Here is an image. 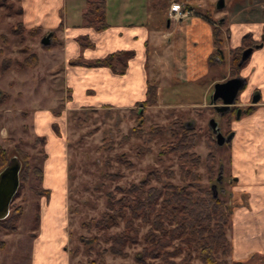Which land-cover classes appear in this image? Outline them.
<instances>
[{"label": "rangeland", "instance_id": "1", "mask_svg": "<svg viewBox=\"0 0 264 264\" xmlns=\"http://www.w3.org/2000/svg\"><path fill=\"white\" fill-rule=\"evenodd\" d=\"M217 2L218 0H158L159 5L165 4L166 14L173 4H178L185 10H192V15L196 17L212 21L215 26H219L220 19L224 22L225 14L229 10L248 3L264 4V0H225L224 8L217 10ZM188 6L192 9H188ZM0 13V35L7 38L4 42L0 39V47L8 45L6 50L15 57L3 59L13 61L9 71L24 70L27 67L19 68L16 63L21 64L24 61L20 57L29 52V46L40 50L41 38L30 39L25 35L22 38L13 35L11 29L18 25L11 26L17 23L14 20H18V14L8 15L5 9L0 10ZM4 16H12L14 20L7 23ZM155 17L164 29L167 19L161 13H156ZM216 30L219 32V29ZM224 32L223 29L222 38L225 36ZM57 56L58 52L50 51L48 66L53 64L54 67L48 71L47 60H44L38 72L25 75V79L32 82L28 91L13 90V79L0 72V148L7 152L8 159L12 156L18 158L16 147L26 152L30 156L31 169H51L50 177L44 179L40 185L42 190L48 191V195H36L32 188H40L30 173L26 185L18 190L11 202L6 219L15 210L19 211V208L21 212L14 221L16 232L0 230V264H86L92 260L97 263L101 257L93 239L101 232L95 227L88 230L85 224L109 211L111 200L120 198L122 190L145 179H149L153 187L180 186L192 190L211 188L216 184L218 198L226 202L232 215L236 205L234 207L232 204L228 181L233 144L230 142L222 146L216 145L210 121L217 122L223 135L229 128L228 123L212 108L195 110V115L186 106L159 110L153 106L129 110L85 109L67 112L63 120V111L68 107V93L62 83V66L57 64ZM2 60L0 58V67ZM7 86H11V90ZM185 102L188 100L179 98L170 103L187 105ZM139 110H142L141 114ZM41 111H47L50 115L49 120H44L41 125L44 128H40V138L43 141L38 140L32 132L31 121L33 114ZM240 117L243 118L244 114ZM176 120H180L186 128L195 130L196 138L191 152L201 159L199 182L182 180L178 168L181 165L189 167V161L187 158L181 159L179 153L166 152L167 145L173 141L171 129ZM153 126L162 127L165 131L162 136L149 140L148 132ZM63 127L68 148L67 223L62 202L65 188L61 184V168L64 163L61 153ZM125 137L127 138L124 140ZM162 148L165 149L161 151ZM45 155L51 156V159L45 158ZM208 155L214 158L213 173L206 170L205 160ZM219 175L220 182L216 183ZM157 176L160 177L159 182L156 180ZM262 223L264 224L262 220L257 221L254 229L240 227L243 234L251 233L250 238L253 241L246 243L240 253L243 256L250 254L252 264L264 263V243L258 241L264 231L261 232ZM122 226V222H119V227L112 228L108 234L121 231ZM147 229L148 226H141L140 243L127 247V257L117 258L106 253L103 257L105 264H137L135 258L145 246L142 236ZM227 230L226 234L230 236L231 221ZM103 248H107V245L102 244ZM179 260L177 258L174 261ZM227 261L230 264L229 257ZM193 263L200 264L198 260Z\"/></svg>", "mask_w": 264, "mask_h": 264}, {"label": "crops", "instance_id": "2", "mask_svg": "<svg viewBox=\"0 0 264 264\" xmlns=\"http://www.w3.org/2000/svg\"><path fill=\"white\" fill-rule=\"evenodd\" d=\"M15 5L20 10L16 16L18 20L4 16L7 23L17 22L11 27L19 25L25 31L39 29L43 37L50 35V43L51 34H54L60 46L44 49L41 38L40 50L29 46V52L20 57L23 60L30 54L35 55L36 67L11 70L3 76L13 79V90L28 91L32 82L26 80L25 75L38 72L44 60H47V71L53 68V64L48 66V55L50 51L58 52L57 64L62 66V83L68 93V107L63 111V120L67 112L85 109L141 108L147 98L148 86L156 87L157 101L153 108L186 106L193 113L198 109L204 111L209 108L213 86L229 79L230 52L243 45L253 49L237 76L246 81L240 94L241 102L245 104L243 107L249 104L253 94L256 103L252 105V100L253 111L235 119L230 126L233 145L228 184L232 204L236 208L231 215L230 236L227 233L231 243L230 264H252L250 254L243 256L240 253V249L251 242V233L243 234L240 227L254 229L257 221L264 222V4L248 3L229 10L224 22L220 19L219 26H215L212 21L192 15V10L179 22L169 21L168 14L154 7L151 0H106L108 26L100 32L83 25L85 0H19ZM156 13L167 19L164 29L156 20ZM215 29H219L220 34L223 29L225 31L222 60L216 59V63L210 66L209 57L215 48ZM84 41L88 45L83 46ZM7 46L0 47L1 60L15 59L6 50ZM117 52L132 53L121 74L108 67L71 65L74 60L93 61ZM10 87L8 89L11 90ZM179 98L188 100L185 102L187 105L170 103ZM47 113L41 111L31 117L32 132L38 139L42 138L40 128H44L41 126L43 121L49 120ZM65 138L63 127L61 184L65 188L62 202L67 223L68 148ZM45 158L50 160L51 156L45 155ZM50 173L48 167L42 169V182L50 177ZM263 230L262 223L261 232ZM258 241L264 243V231Z\"/></svg>", "mask_w": 264, "mask_h": 264}, {"label": "trees", "instance_id": "3", "mask_svg": "<svg viewBox=\"0 0 264 264\" xmlns=\"http://www.w3.org/2000/svg\"><path fill=\"white\" fill-rule=\"evenodd\" d=\"M18 1H0V7L5 8L8 15L20 14L19 8L15 5ZM85 1L86 8L82 14L83 25L96 32L105 30L108 26L105 15L106 0ZM151 3L154 7H159L161 11H164L165 4L159 5L158 0H151ZM189 7L188 9H192ZM11 33L21 38L24 35L30 38H43L39 29L25 31L19 25L17 28L11 29ZM214 37L215 48L209 57L210 66L216 63V59L222 60L224 41L216 29ZM0 39L1 42L7 41L5 36H1ZM82 44L83 46L88 45L85 41ZM55 46H60V43L54 34H51V43L42 47L49 49ZM246 47L243 45L230 52V78L238 76L241 53ZM131 57V52H117L106 58L93 61L74 60L71 65L94 68L108 67L115 73L121 74ZM12 64V60L3 59L0 67L1 74L8 72ZM16 64L19 68H33L37 65V58L35 55H29L21 64L18 62ZM156 101V87L148 86L147 98L142 106H154ZM252 110L253 108H248L246 114H250ZM233 117V112L227 114L225 119L228 124L233 120ZM164 131L162 127L153 126L148 132L149 140L162 136ZM195 134L194 128H186L180 120H176L172 123L171 129L173 141L167 145L166 152L169 154L179 153L181 159L187 158L189 161V167L181 165L178 168L182 180L189 179L199 182L201 159L191 152L194 148ZM38 140L43 141L42 139ZM163 149L165 148H162L161 151ZM15 153L22 163L18 190L26 185L30 173L40 188L42 169L29 167L30 156L26 152L16 147ZM7 160V152L0 148V171L6 165ZM205 162L208 173H213L214 158L208 155ZM156 180L159 182L160 177L157 176ZM32 189L39 197L48 195L47 190L36 187ZM121 193L120 198L111 200L109 211L102 213L100 218L92 219L85 224L88 230L95 227L101 232L93 239L101 258L97 263L92 260L86 264H105L103 257L106 253L117 258L127 257L125 252L127 247L140 243L141 226H148V229L142 236L145 246L135 258L137 264H194V260H198L200 264H228L231 244L226 232L230 225L231 212L224 200L213 196L211 188L192 190L189 187L180 186L153 187L150 180L145 179L137 185H131L122 190ZM20 212L19 208V211L12 212L11 217L0 221V230L16 232L14 221L20 216ZM119 222L123 224L122 230L109 235L108 232L112 228L119 227ZM102 244L107 245V248L102 249ZM177 258L180 259L179 262L174 261Z\"/></svg>", "mask_w": 264, "mask_h": 264}, {"label": "water", "instance_id": "4", "mask_svg": "<svg viewBox=\"0 0 264 264\" xmlns=\"http://www.w3.org/2000/svg\"><path fill=\"white\" fill-rule=\"evenodd\" d=\"M224 7V0H218L216 8L221 10ZM50 44V35L41 39V45L48 46ZM261 47V46H258ZM252 49H247L242 53L240 65L249 57ZM245 80L237 77L231 78L221 83H216L213 86V92L210 97V107L214 109L216 113L221 116L224 112L229 111L231 107L235 106L236 99L239 93L245 87ZM220 102L221 104H217ZM256 102V99H253ZM141 109V108H140ZM142 110H139L141 114ZM240 110L237 111V118ZM210 128L215 135L217 146H222L225 142V138L220 133L217 124L214 120L210 121ZM232 134L228 136L227 140H230ZM21 162L16 156H12L8 159L7 164L0 171V221L5 220L9 215V208L11 202L19 188V174L21 171ZM214 189V188H213ZM214 197L215 194H214Z\"/></svg>", "mask_w": 264, "mask_h": 264}, {"label": "flooded vegetation", "instance_id": "5", "mask_svg": "<svg viewBox=\"0 0 264 264\" xmlns=\"http://www.w3.org/2000/svg\"><path fill=\"white\" fill-rule=\"evenodd\" d=\"M224 2H225V0H224ZM225 6V5H224ZM224 8V7H223ZM222 10V9H221ZM217 32H218V30H217ZM247 49H252V48H248V47H246L243 51H242V53L245 51V50H247ZM253 50V49H252ZM242 53H241V56H242ZM240 60H241V57H240ZM243 64V63H242ZM242 64L240 65V61H239V66L241 67L242 66ZM235 78V77H234ZM229 79H231L230 77H229ZM228 80V79H227ZM244 89H245V87H244ZM244 89L239 93V96H238V98L236 99V102H235V106L234 107H231V109L229 110V111H226V112H224L223 113V115L221 116L219 113H217L220 117H221V119H224L225 120V123H227V120L225 119L226 118V116H227V114H229L230 112H233L234 113V117H233V120L232 121H234L235 119H239L240 118V116L242 115V114H244V115H247L246 114V111H247V109L248 108H253V104H255L256 102H251L253 99H254V94L251 96V98H250V100H249V104H247L245 107H243V104H244V102H241V99H240V94L244 91ZM252 103V105H251V103ZM217 104L219 105V104H221L220 102H217ZM245 105V104H244ZM209 107H210V105H209ZM210 108H212V107H210ZM213 109V108H212ZM214 110V109H213ZM238 110H240V113H239V116H238V118H237V111ZM253 111V110H252ZM232 121L230 122V124H228V132L226 133V134H222V132L220 131V133L222 134V136L225 138V142H224V144L225 143H230L231 141H232V137H233V135L231 136V138H230V140H227V138H228V136L229 135H231L232 134V132H231V130H230V126H231V124H232ZM216 124H217V122H216ZM217 127H218V124H217ZM218 129H219V127H218ZM220 130V129H219ZM212 131V130H211ZM214 135V134H213ZM214 139H215V135H214ZM215 142H216V139H215ZM223 144V145H224ZM217 145V144H216ZM220 180V175L217 177V180H216V183H218V182H220L219 181ZM216 184L215 185H213V186H211V191H212V193H213V196H214V194H215V196L216 197H218V195H217V189H216ZM214 188V189H213ZM215 197V198H216Z\"/></svg>", "mask_w": 264, "mask_h": 264}, {"label": "built area", "instance_id": "6", "mask_svg": "<svg viewBox=\"0 0 264 264\" xmlns=\"http://www.w3.org/2000/svg\"><path fill=\"white\" fill-rule=\"evenodd\" d=\"M190 14L189 10H185L181 5L173 4L168 11V20L169 21H181L187 18Z\"/></svg>", "mask_w": 264, "mask_h": 264}]
</instances>
